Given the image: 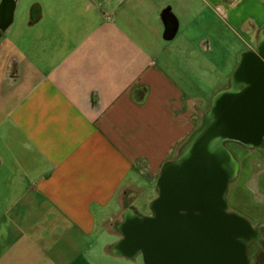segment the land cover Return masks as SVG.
<instances>
[{"label":"crops","instance_id":"0c3cea01","mask_svg":"<svg viewBox=\"0 0 264 264\" xmlns=\"http://www.w3.org/2000/svg\"><path fill=\"white\" fill-rule=\"evenodd\" d=\"M263 26L264 0H0V264H128L121 193L231 85L193 91L217 84L210 55L236 37L241 58ZM236 160L227 208L264 247V144Z\"/></svg>","mask_w":264,"mask_h":264},{"label":"water","instance_id":"95a60500","mask_svg":"<svg viewBox=\"0 0 264 264\" xmlns=\"http://www.w3.org/2000/svg\"><path fill=\"white\" fill-rule=\"evenodd\" d=\"M261 40L256 51L241 54L231 85L214 95L178 156L163 163L152 214H124L115 251L141 254L144 264H249L247 249L258 233L227 208L239 164L225 142L262 144L264 26ZM240 80L246 86L238 90Z\"/></svg>","mask_w":264,"mask_h":264},{"label":"rangeland","instance_id":"374dc122","mask_svg":"<svg viewBox=\"0 0 264 264\" xmlns=\"http://www.w3.org/2000/svg\"><path fill=\"white\" fill-rule=\"evenodd\" d=\"M226 34V38H227ZM229 38V37H228ZM231 38V40H230ZM230 43L233 44V47L227 48V46H224L223 49L221 48L220 50L222 51L221 54L218 56H212L210 55V62L208 64V70L210 73L213 75V78L215 77V82L217 83L215 87L206 89V87H193V91L195 93H198L202 96H204L207 100L210 98L212 92L216 87L221 85L222 83H227L229 76L232 79V76L234 74V71L239 65L240 62V56L237 53V49L243 48L244 45L243 43L236 37H230ZM225 60V66H224V74L220 73L219 69L217 70L216 65L218 68H220L219 63ZM211 74H210V79H211ZM216 75V76H215ZM228 76V78H227ZM227 148L237 157L240 155L243 151H245V148L242 146L236 144V143H227L226 144ZM179 154V152H178ZM177 154V155H178ZM232 182V181H231ZM229 183V185L231 184ZM138 185L142 188V191L139 192L138 194L133 193L131 191H127L125 193H121V197L123 199L124 203V208L125 211H127L128 208H131L130 205H132L133 209L135 210V214H140L143 216H150L152 214V207L151 203L152 201L156 198L158 195L157 191V182L155 184H150L148 180L144 177L139 178ZM228 185V187H229ZM136 195V196H135ZM135 196V198H134ZM134 198V199H133ZM133 199V202H132ZM231 210V209H230ZM233 211V210H231ZM234 212V211H233ZM240 215V214H239ZM264 249V247L259 246L258 243L252 242L248 249H247V254H248V262L249 264H254L256 261L257 257V251L258 249ZM128 264H144L143 263V258L141 254H137L133 259L128 260Z\"/></svg>","mask_w":264,"mask_h":264},{"label":"flooded vegetation","instance_id":"af4514ba","mask_svg":"<svg viewBox=\"0 0 264 264\" xmlns=\"http://www.w3.org/2000/svg\"><path fill=\"white\" fill-rule=\"evenodd\" d=\"M261 43H262V40H261V37H260L259 40H257V43H256V46H255L254 50H250V51H256L258 48L261 47ZM263 44H264V43H263ZM263 53H264V49H263ZM240 81H241V80H240ZM245 86H246V83L241 81V82L238 83V85H237L236 88H237L238 90H241V89H243ZM258 124H259L261 127L264 128V118H263L261 121H259ZM259 139L262 141L261 146H263V144H264V133L261 134V136H259ZM230 142H232V143H236V144L242 146L243 148H245L246 150L254 149V147H247V146H244V145L240 144V143L237 142V141H232V140H228V141H226L225 144L230 143ZM233 155H234V154H233ZM177 156H178V155H177ZM234 157H235V155H234ZM235 158H236V157H235ZM132 210H133V209H131V208L129 209V208H128L127 211H125V213H129L130 216H133L135 213L132 212ZM257 232L259 233L260 231L257 230ZM256 242L258 243L259 246H262V241H261L260 239H257Z\"/></svg>","mask_w":264,"mask_h":264}]
</instances>
